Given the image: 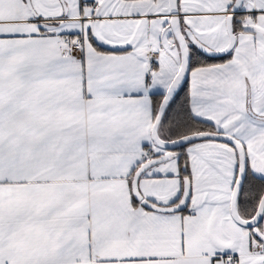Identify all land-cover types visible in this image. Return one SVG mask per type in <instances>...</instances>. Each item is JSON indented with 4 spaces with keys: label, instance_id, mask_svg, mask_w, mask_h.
<instances>
[{
    "label": "snow or ice",
    "instance_id": "6c2138e0",
    "mask_svg": "<svg viewBox=\"0 0 264 264\" xmlns=\"http://www.w3.org/2000/svg\"><path fill=\"white\" fill-rule=\"evenodd\" d=\"M0 264H264V0H0Z\"/></svg>",
    "mask_w": 264,
    "mask_h": 264
}]
</instances>
